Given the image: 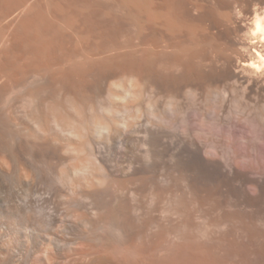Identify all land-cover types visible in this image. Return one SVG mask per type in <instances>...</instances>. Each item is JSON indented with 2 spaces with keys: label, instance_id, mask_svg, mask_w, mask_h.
Segmentation results:
<instances>
[{
  "label": "rangeland",
  "instance_id": "obj_1",
  "mask_svg": "<svg viewBox=\"0 0 264 264\" xmlns=\"http://www.w3.org/2000/svg\"><path fill=\"white\" fill-rule=\"evenodd\" d=\"M0 1H3V3L7 1V4L10 5L8 7V5H6L5 3L3 5V3L0 2L1 3L0 5V12H1L0 14L1 15L0 16V20H1L0 21V72H1L0 75L3 74L5 71V73L0 76V83L6 76L12 77L13 79L17 78L16 82L10 83V85L6 86L8 87L6 88L8 89L7 91L5 88L3 90V87H2V90L0 89V91H2L0 93L1 94L0 100L1 101L3 100L2 102L0 101L1 102L0 111L4 112L5 110L7 111L8 109V112H9V109L12 108L10 109V112L13 114L12 115L10 112L8 113L6 111L2 114L0 112V116H2L0 117V123L3 122L0 124V127H1L0 133L4 130L2 134L0 135L1 137L0 139L2 143H4V140L7 141L8 139H11L14 137L13 138L14 143L12 142V139L4 143V144L12 143V147L9 146L10 144L4 145L0 142V157H3L4 159V162H3L1 161L2 158H0L1 159L0 160V186H2L1 188L5 191V193L6 191H8V189L11 186H13V183H16V184L20 183V180L18 179L19 176L16 171L17 168L15 167L17 165L18 167L19 166L21 167L22 165L21 167L22 169L24 168V170L26 169V171L28 172H33L34 175L37 176V174L39 173H36V172L39 171V169L41 171L53 173L59 168L68 167L69 164L71 166L72 163L73 165L80 164L81 163L80 161H82V164L86 165V163L87 164L89 163V165L92 166V167L90 166V168H92V173L95 172L96 170V174H97V171H99L97 176L99 175V177L101 176L103 177V179H105L106 178L105 174H102L104 169L105 171L111 169L114 163L112 164V160H110L109 157L106 158V156L108 155H106L107 153L105 152V149H103L104 148L103 146L104 143H102L103 140L99 138V136L96 137V135L92 137L94 133L91 131L92 129L91 123L92 121L96 122L99 120L98 122L102 123L105 120L106 122L109 120L111 124L109 123V121L107 123L106 122L104 123L105 124L109 123L110 125H113V126H110L108 124L110 127H112L113 130L115 127L122 129L123 125L128 123L130 126L126 124V126H128V128L126 129L127 133L129 132V130L131 132H135L134 130L137 131V128H138V131L143 136L145 134L144 132L147 133L145 134V137L147 140H150L152 138H156L158 140V144L155 147L156 155L154 154L155 157L153 156L152 157L153 160H151V162L149 160L150 163L149 165H147V166H153L154 171H155V174L152 177L153 179L151 180L154 184H157V185L167 184L169 187L171 186L170 189L172 191L169 192L170 193L168 195L169 197L168 196L167 197L170 199V201L172 199V202H171L172 207L174 204H177V207L184 205L183 206L184 209L186 208L185 210L187 211H185V214L188 219L187 222H190V224L187 223V227H188L187 232L191 236L194 235L195 237H199L198 240L200 241V243L205 249L203 250V247H202V252L204 254V251H205V254H206V255L205 254L203 255V258L205 261L204 263L214 264V261L215 262L220 261L218 264H264V70L261 68V66H259L260 68L256 70L254 68L252 69L245 65V63L250 62L251 60L257 66L259 65V63H257L258 61L255 56L256 54H254V51L255 52L258 51L262 55H264V43L261 44V41H260L261 39L258 35L256 37L251 34L252 32L251 30H253V24H254L255 18L259 17L261 18V20L264 18V0H212V1L211 0H208V1L207 0H198V1H195V0H186V1L178 0L177 1L176 0L177 3H179L178 7L176 6L177 3L175 0H172V1L166 0L164 4L163 2L165 0H154L156 1L155 3L152 0H148V1L133 0L131 2H128L127 0H123V1L122 0H93L94 2L92 0H80V3H79V0H75V1L74 0H59L62 3L63 2L65 3V4L63 3V5L58 0L56 1L49 0L50 2L48 0H41V1L40 0L38 1L28 0L24 7L25 8L27 6L30 7L31 5L32 9L28 8L29 10H27L26 8L25 10H23L24 9L23 7V9H20V11L16 10L17 11L16 13L14 12V9L11 10L12 9L11 4H14V3L17 4V1L20 2L21 0L20 1L19 0H10V1L0 0ZM88 1L90 3L89 6L87 4ZM116 1L117 3H119L120 1L121 2L117 4ZM157 1H160V2H157ZM193 1L196 3H194ZM216 1L218 2V4L215 3ZM33 2H34V7H32ZM137 2H139V4ZM125 3H126V6H125ZM127 3L131 7L128 6ZM141 3L145 5L147 4V5L141 6ZM208 3L209 5L206 6ZM52 4L54 5V7L52 6ZM84 4L86 6H84ZM120 4L123 6H121ZM168 4L172 6L173 8L170 7ZM49 5H51V7H49ZM58 5H60V8L58 7ZM74 5L78 6V8L80 9H78ZM174 5L177 7V9H175ZM137 6L139 7V9ZM155 6L157 7V10ZM165 6L166 7L168 6V7L164 8ZM215 6H218V7H215ZM145 7L147 8L145 9ZM148 7L150 9H148ZM152 7L155 8V12ZM168 8H171V9H168ZM225 8H227V10H225ZM41 9L42 11H39ZM72 9L74 11L77 10V13L76 11L74 12ZM134 9H137V10H134ZM141 9L145 12V14ZM161 9H162V12L166 16L160 11ZM6 10L8 12L10 10L13 13L11 14V12H9L8 14ZM139 10L143 12L142 13L143 18ZM158 10L160 11V14H163L161 15L163 18L158 17L160 15L159 12H157ZM24 11L27 13H25ZM51 11L54 13V15ZM71 11L73 12L71 13ZM131 11L132 12L134 11L136 13L132 14ZM221 11L223 12L221 13ZM5 12L10 16H6ZM40 12H42V15L40 14ZM177 12L181 15L176 14ZM185 12L190 13L189 15H192V16L188 18L189 15L186 14ZM127 13H129L132 16H130ZM150 13L152 14V16L150 15ZM183 13H185L184 15L186 16H184ZM211 13L213 15H211ZM37 14L41 15L40 18H42L43 22L41 21V19L39 20L38 18L39 15ZM153 14H156L155 16L157 17H155ZM43 15L44 17H42ZM68 15H71L70 16L71 19L69 18ZM174 15H177V17ZM222 15L227 19H225ZM33 16L36 18L34 19ZM53 16L57 18L53 19L54 18ZM82 16L85 18L82 19L83 18ZM87 16L89 17V19H86L88 18ZM123 16L126 18V19L124 18V21L125 20L128 21L127 23L125 21V23L123 24L124 22ZM126 16L127 17L129 16V17L127 18ZM135 16L137 17L136 19L138 23L135 20ZM153 16L155 17L156 20H159V18L162 20H159L156 22ZM181 16L182 17L184 16V17L182 18ZM212 16H214L213 19H212ZM115 17H118L121 19L118 20ZM172 17H174V20H172L173 19ZM185 17L187 18V22L185 20ZM177 18H179V20ZM28 19H30V21ZM211 19L213 21H211ZM71 20L73 21L71 22ZM145 20H148V21L145 22ZM60 21L64 23V25ZM109 21L110 23H108ZM117 21L118 23L120 22V24H118ZM176 21L178 22L176 23ZM179 21L180 22L184 21V22L180 23ZM31 22L32 23L34 22L33 25ZM58 22L63 27L59 25ZM75 22H77V25ZM37 23L38 24L40 23L41 26H37L36 25ZM153 23L154 24L156 23L155 24L156 26ZM263 23H264V19H263ZM121 24L122 26L123 25L124 26L121 27ZM46 25H47V28H46ZM105 25L110 28L106 27ZM157 25H159L161 28L158 27ZM180 25L183 26L184 30L182 29V27L180 28ZM25 26L27 28L29 27L30 30L28 31V29H26ZM36 26L37 28H35ZM51 26L54 29H52ZM54 26L57 28H55ZM125 26L127 30L124 28ZM41 27L43 28L45 27L46 29L44 28L43 30V28ZM164 27H166V29L169 28L168 30H166L167 32L169 31L168 34L166 31H164L165 30ZM172 27H173V32H172ZM197 27L199 29L201 27L200 29L201 31ZM207 27L210 29H207ZM60 28H62V30H60ZM81 28L82 29L84 28L83 29L84 31ZM99 28L101 29L99 30ZM113 28H115L117 31L114 30ZM57 29L60 30V31L58 30L59 33L57 32ZM107 29H110L109 31H112V32H108ZM122 30L127 31V32L125 33ZM140 30L141 31L143 30V32H141ZM204 30L206 31L204 32ZM50 31L52 32V34L53 33L54 34L52 35ZM157 31L160 33V35ZM161 31H163L164 33L166 32V33L165 34L163 32L161 33ZM178 31H181V32H178ZM109 33H111L112 35H110ZM172 33L173 34L175 33V35H173ZM41 34L42 36H40ZM120 34L121 35L123 34L124 36L122 35V37H120L121 36ZM169 34H172V37ZM191 34L193 37L191 36ZM36 36H38L37 37L38 39L35 38ZM46 36L49 38H46ZM82 36L83 38H80ZM117 36L120 38H118ZM126 36H128L129 39H127ZM165 37L167 38L166 40L163 39ZM170 37L172 38V40ZM199 37H200V40H198ZM255 37L256 39H254ZM100 38H103V39H100ZM156 38H158V40ZM168 38L169 40H171V43L170 41H168ZM30 39H31V42H30ZM35 39L36 41H33ZM81 39H82V42H81ZM138 39L139 40L143 39V40L139 41ZM194 39L198 41H195ZM45 40L47 43H45ZM114 40L115 42L113 43ZM159 40H163V42ZM185 40L186 42H184ZM28 41L30 43H28ZM40 41H44L42 42L44 46L41 45L42 43ZM51 41H52V45H51ZM152 41L154 43H152ZM165 41L168 42L170 45L166 43ZM188 41L190 42L189 45H188ZM33 42L34 43L36 42V44H38L39 47H37V45H35ZM53 42L56 43V45ZM108 43H111V44H108ZM112 43L113 44L117 43L118 49H117L116 44L113 47ZM150 43H152V45ZM194 43H197V44H194ZM156 44H160V45L157 46ZM180 44L183 47H184L183 44H185V48L180 46ZM165 45L166 47L168 46L169 47L172 46V47L165 48L166 50L164 49L165 50L164 51L162 48L165 47ZM155 46L157 48H155ZM25 47H27L28 49ZM44 47H47V49H45ZM49 47L53 51L50 50ZM31 48H33V51H30L32 50ZM174 48H177V49L175 50ZM39 50H41V52ZM111 50H114V51H111ZM47 51L49 52V54ZM167 51L170 53H168ZM184 51H186L187 53L186 52L183 53ZM23 52H25L26 54H24ZM157 52H158V55H157ZM165 52L169 56L170 55L171 56L169 57ZM159 53L161 54V56H159L160 55ZM26 55L27 57L24 58V56ZM37 56H39V58ZM184 56L187 58H185ZM35 57H36V61H35ZM29 58L30 59L34 58L33 62L32 60L30 61ZM61 58L62 60H60ZM160 58L162 59V61ZM26 59L27 60L29 59V60L27 61ZM52 59H54L56 63L54 60L52 61ZM165 60H167V62H165ZM23 61L25 63H23ZM29 61L32 62V65L34 64V67L31 65ZM37 61H40V62H37ZM163 61L169 64L165 65ZM36 63L37 64L39 63V67L37 69H33V68H36V66H38ZM19 64H21V66H19ZM17 66L21 68L19 69ZM27 66L28 68L32 66L31 69H29L30 72L32 73L30 75H29V72H28L29 70ZM13 67H15L16 70ZM11 68H13V70ZM60 68H63V69L60 70ZM49 69L51 72L50 71L47 72ZM165 69L168 71H166ZM11 70H12V74H9L8 71H10L11 73ZM32 70L33 71L37 70L38 72L41 73V75L40 73L36 71L33 72ZM63 70L65 71V73ZM17 71L20 73H18ZM61 71L63 73H61ZM55 72H56V75H54V78H56L55 76H57V78H56V83L54 84V82H52V79H53L52 76L53 74H55ZM51 73H53L52 76L50 75ZM33 74L35 75V77ZM18 75H20L21 78L18 77ZM22 75L24 78L22 77ZM27 75L30 76V78L27 77ZM31 75H33V79ZM46 75H50L51 77L46 76ZM25 77H27L28 80ZM67 77H68L69 82L66 79ZM50 79H51L52 85L50 84ZM33 80L36 81L35 84L32 83L34 82ZM63 80L65 81V83ZM19 81L21 83L23 82L22 85L21 83H19ZM59 81H60V84L57 83ZM72 81L74 82V84ZM129 81L133 84L135 83L138 89L140 87V89L142 88V90L144 91L143 92L140 89L138 90L142 94V95H139L140 97L138 96L139 98L135 97V99H132L133 94L131 93L132 97H130L131 95L129 96V94L127 93V91L129 90V86L131 84V83L128 84ZM115 83L119 87L118 86L116 87ZM13 84L16 88L14 89V92H13L15 96L14 94L11 93L13 90L11 88H14ZM36 84L37 85L39 84V86H37ZM113 84L115 87L113 86ZM9 86L11 88H9ZM60 86L61 87L63 86V88H60ZM58 88H60L61 90ZM68 88H70V90ZM109 88L112 91H114V88H116V90L115 92L112 93V91L110 92ZM28 89L31 91H29ZM123 89L125 90V92ZM40 90L41 91L43 90L44 92L46 91L45 93L46 95L44 94L43 91L41 92ZM5 91L9 93H5ZM53 91L57 95L53 93ZM16 92L21 93V94L17 95ZM27 92H30V94L28 93L30 97L31 95L35 94L34 96H32L34 97V99L31 97L32 100H29L30 97L28 96ZM40 92L43 94L40 95ZM97 93H99L98 95H100L101 98L100 96H97ZM111 93L113 94V96L115 95V93L116 95L121 94L119 98L121 103H119L120 101L118 100V98H116L117 101L114 98L115 100L114 101L112 99L113 96ZM37 94L40 98H38ZM49 94L52 97L51 99H49L50 98L48 96ZM12 95H13V98H12ZM67 95H70V96L72 95V96L69 97ZM108 95H110L109 97H112V98H109ZM3 96L6 99H4ZM21 96L22 98L24 96L23 99L25 102L23 101ZM64 96L67 97L68 99L63 101V99H66L64 98ZM36 97L39 100L36 99ZM57 97L58 99H56ZM60 97H62L63 99L61 100ZM95 97H99L98 98L99 100ZM122 97H124L125 100L128 99V102L127 100L126 101L123 100ZM8 98L10 99L12 98L16 100V102L11 99L12 104L10 105L11 102ZM18 98H21L20 100L23 102V105L25 107L21 105L22 102ZM129 98L131 99L129 100ZM6 100L9 101L8 104H5L7 103ZM33 100H35L36 102ZM50 100L52 101V103L50 102ZM167 100L170 102L169 104ZM19 101L21 103L20 104L21 107H19V103H18ZM37 101H39L41 104L44 102L42 104L43 105L42 109L44 112L46 111V114H47L46 119L51 117L49 120H46L47 122L52 119V112H53L52 110L55 111V109L56 110L63 109L65 113L63 115L64 122L63 121L62 122L65 124L73 123V125L71 124V125L65 126L64 124L62 126L60 124L62 122H60L59 124L61 125V128L59 129L62 130V127L64 126H65L64 129L66 127H67L66 129H68V127L70 126L69 128L73 129L74 132L76 131L77 134H75L76 133L75 132L74 134L67 135V133L66 134L63 132L61 133V130H58L59 132L54 130L52 131V133L56 132L58 137L57 135L54 136L55 133L52 135L50 132V134L48 133L49 135H46L45 138L40 139L39 137L38 138L39 141L38 139L31 136V132L28 130L26 121H28L27 120L28 118L31 119L37 116L36 115L37 113H35L37 106L39 104V102L37 104ZM66 101H68V103ZM174 101H176V104ZM56 103H58L61 106V108ZM100 103L102 105H100ZM151 103H152V106H151ZM165 103L168 105V107L167 105H165ZM41 104L39 106H41ZM67 104H68V107H67ZM172 104H174L175 106ZM29 105H30V108H29ZM46 105L49 107L48 111L51 114L47 111L46 108H44V107H47ZM90 105H92V108ZM1 106L4 108L2 109ZM35 106L36 108H34ZM57 106L59 108H57ZM99 106H101L102 109H100ZM148 106L149 108L152 107V109L149 110ZM53 107L55 108L52 109ZM110 107L112 108V110H110L111 109ZM106 108L108 111L110 110V113L106 110ZM115 108H117L116 110H118V112L120 111L121 112L117 113L115 111ZM122 108L124 109L122 110ZM137 108L139 110H137ZM15 110H16V113H15ZM124 110L125 111L127 110V111L125 112ZM26 111H29V112H26ZM17 112L20 113V114L18 113L19 116H17ZM103 112L105 113L108 112V113L103 114ZM111 112H114V114ZM25 113H27L28 115ZM9 115L12 117L13 116L16 117L15 118L16 120H14L12 117H9ZM24 116L27 117V119ZM131 116H132V119H130ZM97 118L99 119L96 120ZM83 120H84V123H83ZM88 120H89V123H88ZM123 120H124V124H123ZM46 121L45 122L43 121V123L45 124ZM112 121L114 122L112 123ZM119 122L120 123L122 122L123 125H121ZM52 123L53 122L51 120V122H48L45 125L48 126V124L50 125ZM86 123L87 125H85ZM114 124H115V127H114ZM119 124L122 127H119ZM134 124L135 126L136 125L137 126L136 127L133 126ZM73 126L74 128H71ZM140 126L141 128L142 126L144 128L140 129ZM2 127L7 128L9 133L5 131L6 130L5 128L3 129ZM90 132L92 133V135ZM25 134H27V136L29 137H27ZM61 134H64V135L62 136ZM85 134H87L86 135L87 137L84 136ZM8 136L9 138H7ZM47 136L50 140L47 139ZM65 136L67 139L64 138ZM95 138L97 140L98 139L101 140V142L99 141L98 143V141H96ZM29 139L31 140L29 141ZM55 140L56 141L61 140V141L56 142ZM43 143L47 146L45 147ZM67 143H69L68 146L70 147L67 146ZM40 144L44 145V147L42 148L41 147L42 145ZM34 145H36L37 148L36 146L34 147ZM48 146L52 151H50ZM1 147L5 149V151ZM53 147L56 149H54ZM99 148L103 149L104 152H102L103 150H100ZM34 149L36 150V152ZM62 150L64 151L62 152ZM60 151L62 152L63 156L61 155L59 156V154H61ZM34 152L36 153V155H34L35 154ZM13 158L17 163L13 160ZM154 160H156L157 162L159 161L158 163L161 165V167ZM6 161H7V164H10V165L7 166ZM132 161H133L132 163H135L136 166L134 164H132L131 166L130 164L131 161H130L129 165L131 166V168L127 169L129 170L130 174L132 173L130 169L137 170V168H140V169L145 168L146 167L145 165L148 164V163L146 164L143 163L144 164L143 165L142 163H138L139 161L137 160L136 162H134L135 160H132ZM153 161L155 163H153ZM12 162L13 164H11ZM18 162L19 163L21 162V163L19 164ZM47 162L51 163L52 165L47 164ZM109 162L111 164H109ZM2 163H4L3 166H2ZM99 163L102 165L103 171L101 169V165H98ZM136 163H138L139 165ZM109 165H111V168ZM140 165H143V167ZM13 168L14 169L16 168V169L14 170ZM33 169L36 171H33ZM167 170H169V173ZM13 172L15 176L13 175ZM126 172L127 174H129L128 171ZM89 174L86 172L85 175H87V177L84 175H81L80 177L81 179L79 178L77 179L82 183H86V180H89L88 176L92 175V174L90 175ZM51 175H53V177L51 176L52 177L51 180L56 182L55 175L54 174H51ZM165 175L167 176L165 177ZM82 176L83 178L86 177L87 179L86 180L83 179ZM170 176L171 178H169ZM38 177L36 178L34 177L35 180ZM122 177L123 179L125 178L124 176ZM139 178L144 179L146 177L139 176ZM166 178L167 180H165ZM176 179L179 181L181 180L182 182H179ZM13 180L14 182H12ZM38 181H39V178L38 180H36V182ZM168 181H169V184H168ZM9 182L11 185L10 184L8 185ZM7 186L8 188L6 189L5 187ZM2 189L0 190V193H2L1 198L3 200L2 199L1 200L2 202L4 201L6 202L8 199L10 200L12 196L8 192L6 194L5 193L3 194ZM8 194L11 197H8L9 196ZM50 196L51 195H45L46 198H51ZM180 197L182 198L184 197V198L182 199ZM178 199L179 201L183 200L184 203L183 202L178 203L179 202ZM46 205L48 204H45L43 206L45 207ZM43 206H40V208ZM51 207L52 206H50V208ZM177 207L174 205V208L177 209ZM172 212H173V215L176 214L175 210H172ZM175 216H172L173 219ZM194 226L198 229V231L196 230ZM197 234L199 236H196ZM189 254L190 255L193 254V250L191 246L189 248ZM206 256H209L210 258L212 257L213 262L212 263L209 262L212 258L210 259V258H207Z\"/></svg>",
  "mask_w": 264,
  "mask_h": 264
},
{
  "label": "bare ground",
  "instance_id": "obj_2",
  "mask_svg": "<svg viewBox=\"0 0 264 264\" xmlns=\"http://www.w3.org/2000/svg\"><path fill=\"white\" fill-rule=\"evenodd\" d=\"M5 1V0H4ZM8 1H10V0H8ZM20 1V0H19ZM27 1L28 0H21L20 2H18L17 1V4H15L14 2V4H11L12 5V9L11 10H13L14 9V12L16 13L17 11L16 10H18V11H20V9H23V7L25 6V4L27 3ZM32 1H34V0H32ZM36 1V0H35ZM38 1V0H37ZM41 1V0H40ZM49 1V0H48ZM54 1V0H53ZM56 1V0H55ZM59 1V0H58ZM75 1V0H74ZM93 1V0H92ZM91 1V2H92ZM123 1V0H122ZM128 2H131V1H133V0H127ZM137 1V0H136ZM135 1V2H136ZM139 1V0H138ZM143 1V0H142ZM142 1H140V2H142ZM146 1H148V0H146ZM154 3L156 2V1H154V0H152ZM168 1V0H167ZM170 1H172V0H170ZM176 1V0H175ZM178 1V0H177ZM177 1H176V3H177ZM181 1V0H180ZM179 1V2H180ZM183 1V0H182ZM186 1V0H185ZM195 1H198V0H195ZM208 1V0H207ZM212 1V0H211ZM0 2H2L3 3V1H0ZM50 2V1H49ZM59 2H61V1H59ZM68 2V1H67ZM82 2H84V1H82ZM85 2H87V1H85ZM94 2V1H93ZM92 2V3H93ZM121 2V1H120ZM119 2V3H120ZM126 2V1H125ZM157 2H160V1H157ZM163 2V1H162ZM166 2V0L163 2V4ZM191 2V1H190ZM194 2V1H193ZM228 2V1H227ZM6 5H8L7 4V1L6 2H4ZM4 3H3V5H4ZM45 3V2H44ZM51 3H52V1H51ZM54 3V2H53ZM62 3V2H61ZM64 3V2H63ZM63 3H62V5H63ZM79 3H80V0H79ZM96 3V2H95ZM116 3H117V1H116ZM119 3H117V4H119ZM124 3V2H123ZM122 3V4H123ZM138 4H139V2H137ZM152 3V2H151ZM169 3V2H168ZM183 3V2H182ZM194 3H196V2H194ZM211 3V2H210ZM214 3V2H213ZM215 3H217L218 4V2L216 1ZM232 3H233V1H232ZM31 4V3H30ZM29 4V5H30ZM33 4V6L32 7H34V2L32 3ZM43 4V3H42ZM60 4V3H59ZM65 4V3H64ZM71 4V3H70ZM75 4V3H74ZM86 4V3H85ZM84 4V6H86ZM88 6H89V1H88ZM128 4V3H127ZM132 4V3H131ZM170 4V3H169ZM168 4V5H169ZM171 4H172V2H171ZM181 4V3H180ZM185 4V3H184ZM203 4V3H202ZM0 5H1V3H0ZM2 5V6H3ZM35 5H36V3H35ZM38 5H39V3H38ZM121 5V4H120ZM119 5V6H120ZM142 5H145V4H143V3H141V6ZM147 5V4H146ZM145 5V6H146ZM152 5V4H151ZM193 5V4H192ZM195 5V4H194ZM198 5V4H197ZM209 5V3L206 5V6H208ZM212 5V4H211ZM214 5V4H213ZM225 5V4H224ZM10 5H8V7H9ZM13 6H14V8H13ZM41 6V5H40ZM43 6H45V5H43ZM42 6V7H43ZM52 6L54 7V5L52 4ZM74 6H76V5H74ZM78 6H79V4H78ZM78 6H76L77 8H78ZM121 6H123V5H121ZM125 6H126V3H125ZM128 6H130L129 4H128ZM135 6V5H134ZM140 6V5H139ZM154 6V5H153ZM163 6V5H162ZM170 6V5H169ZM175 6V5H174ZM177 7L179 6V3H177V5H176ZM175 6V9H177V7ZM181 6V5H180ZM4 7V6H3ZM49 7H51V5H49ZM48 7V8H49ZM58 7L60 8V5H58ZM131 7V6H130ZM138 7V6H137ZM156 7V6H155ZM160 7V6H159ZM168 7V6H167ZM166 6L164 7V8H167ZM170 7H172V6H170ZM197 7V6H196ZM204 7V6H203ZM215 7H218V6H215ZM222 7H224V6H222ZM225 7H227V6H225ZM2 8V7H1ZM27 8V10H29L30 8H31V5H30V7H26ZM25 7H24V9L23 10H25L26 9ZM29 8V9H28ZM38 8V7H37ZM44 8V7H43ZM42 8V9H43ZM56 8H57V6H56ZM55 8V9H56ZM58 8V9H59ZM124 8V7H123ZM129 8V7H128ZM135 8V7H134ZM141 8V7H140ZM147 7H145V9H146ZM153 8V7H152ZM162 8V7H161ZM163 8V9H164ZM173 8V7H172ZM181 8V7H180ZM180 8H178V9H180ZM32 9V8H31ZM34 9V8H33ZM42 9L41 10H39V11H42ZM53 9V8H52ZM62 9H63V7H62ZM66 9V8H65ZM78 9H80V8H78ZM88 9V8H87ZM86 9V10H87ZM132 9H133V7H132ZM138 9H139V7H138ZM143 9V8H142ZM141 9V10H142ZM144 9V10H145ZM148 9H150L149 7H148ZM154 9V12H155V8H153ZM168 9H171V8H168ZM186 9V8H185ZM188 9V8H187ZM190 9V8H189ZM203 9V8H202ZM215 9V8H214ZM218 9V8H217ZM35 10V9H34ZM45 10V9H44ZM47 10V9H46ZM73 10V9H72ZM125 10H126V8H125ZM131 10V9H130ZM134 10H137V9H134ZM156 10H157V7H156ZM183 10V9H182ZM225 10H227V8H225ZM7 11V10H6ZM22 11V10H21ZM49 11V10H48ZM52 11H54V10H52ZM51 11V12H52ZM63 11V10H62ZM74 11V10H73ZM73 11H71V13L73 12ZM76 11V13H77V10H75ZM74 11V12H75ZM140 11V10H139ZM143 11V10H142ZM149 11V10H148ZM150 11H152V10H150ZM161 12H162V9L160 10ZM160 11L158 10L157 12H159V14H160ZM169 11V10H168ZM179 11V10H178ZM186 11V10H185ZM188 11V10H187ZM217 11V10H216ZM224 11V10H223ZM223 11H221V13L223 12ZM8 12V11H7ZM9 12H11L10 10H9ZM9 12H8V14H9ZM25 12V11H24ZM31 12H32V10H31ZM30 12V13H31ZM55 12H57V11H55ZM129 12V11H128ZM132 12V11H131ZM141 12V11H140ZM144 12V11H143ZM143 12H141V16H142V13ZM147 12V11H146ZM156 12V13H157ZM165 12V11H164ZM167 12V11H166ZM184 12V11H183ZM189 12V11H188ZM204 12V11H203ZM228 12V11H227ZM6 13V12H5ZM13 12H11V14H12ZM25 13H27V12H25ZM45 13V12H44ZM43 13V14H44ZM53 13V12H52ZM64 13V12H63ZM134 13H136V12H132V14H134ZM149 13V12H148ZM151 13H153V12H151ZM150 13V15L152 16V14ZM163 13V12H162ZM170 13V12H169ZM173 13V12H172ZM186 14H190V13H187V12H185ZM185 13H183V15L185 14ZM219 13H220V11H219ZM0 14H1V12H0ZM7 13H6V16H10V15H8ZM33 14V13H32ZM31 14V15H32ZM36 14V13H35ZM40 14L42 15V12H40ZM127 14H129V13H127ZM144 14H145V12H144ZM164 14V13H163ZM163 14H160L158 17H162L161 15H163ZM176 14H179L178 12L176 13ZM224 14V13H223ZM4 15V14H3ZM34 15V14H33ZM37 15H39V14H37ZM41 15H39L38 16V18H39V20L41 19V21H42V18H40L41 17ZM52 15V14H51ZM53 15H54V13H53ZM58 15V14H57ZM67 15V14H66ZM75 15V14H74ZM73 15V16H74ZM77 15V14H76ZM79 15V14H78ZM81 15V14H80ZM86 15V14H85ZM130 15V14H129ZM149 15V16H150ZM154 16L156 15V14H153ZM165 15V14H164ZM170 15H172V14H170ZM179 15H181V14H179ZM211 15H213L212 13H211ZM216 15H217V13H216ZM228 15V14H227ZM227 15H225V16H227ZM1 16V15H0ZM69 16V18H70V16L71 15H68ZM130 16H132V15H130ZM153 16V17H154ZM166 16V15H165ZM174 16H176L177 17V15H174ZM184 16H186V15H184ZM183 16V17H184ZM190 16H192V15H189L188 16V18L190 17ZM223 16V15H222ZM229 16V15H228ZM42 17H44V15L42 16ZM46 17V16H45ZM50 17H52V16H50ZM54 17V16H53ZM75 17V16H74ZM78 17V16H77ZM80 17V16H79ZM83 17V16H82ZM88 17V16H87ZM127 17V16H126ZM129 17V16H128ZM127 17V18H128ZM134 17V16H133ZM146 17V16H145ZM144 17V18H145ZM155 17H157V16H155ZM155 17H154V20H156L155 19ZM179 17V16H178ZM182 17V16H181ZM182 17V18H183ZM213 17L214 16H212V19H213ZM219 17H220V15H219ZM224 17V16H223ZM222 17V18H223ZM33 18L35 19L36 17H34L33 16ZM48 18V17H47ZM57 18V17H56ZM55 17L53 18V19H56ZM61 18V17H60ZM64 18V17H63ZM66 18V17H65ZM68 18V17H67ZM85 17H83L82 19H84ZM111 18V17H110ZM109 18V19H110ZM115 18H117L118 20L119 19H121V18H118V17H115ZM124 16H123V21H124ZM137 17L135 16V20H136V22H137V19H136ZM142 18H143V16H142ZM141 18V19H142ZM163 18V17H162ZM166 18H168V17H166ZM173 18V19H172ZM171 19L172 20H174V17H172ZM180 18V17H179ZM179 18H177L178 20H179ZM191 18H193V17H191ZM203 18V17H202ZM206 18V17H205ZM225 18V17H224ZM8 19V18H7ZM31 19V18H30ZM30 19H28L29 21H30ZM62 19V18H61ZM71 19V18H70ZM70 19H69V21H70ZM73 19V18H72ZM86 19H89V17L88 18H86ZM126 19V18H125ZM151 19V18H150ZM176 19V18H175ZM181 19V18H180ZM199 19V18H198ZM211 19V21H213ZM225 19H227V18H225ZM264 19V18H263ZM263 19L261 20V18H259V17H256L255 18V21H254V24H253V30H251L252 32H251V34L253 35V36H256L257 37V35L260 37V41H261V44L262 43H264V23H263ZM4 20V19H3ZM2 20V21H3ZM32 20V19H31ZM59 20V19H58ZM74 20V19H73ZM73 20H71V22L73 21ZM139 20V19H138ZM159 20H162V19H160L159 18ZM159 20H156V22L157 21H159ZM164 20V19H163ZM169 20V19H168ZM183 20V19H182ZM185 20H186V22H187V18L185 17ZM1 21V20H0ZM46 21V20H45ZM49 21H50V19H49ZM75 21H77V20H75ZM115 21V20H114ZM126 21V20H125ZM125 21L123 22V24L125 23ZM148 20H145V22H147ZM167 21V20H166ZM210 21V22H211ZM221 21H222V19H221ZM228 21V20H227ZM40 22V21H39ZM43 22V21H42ZM47 22V21H46ZM53 22V21H52ZM54 22H56V21H54ZM61 22V21H60ZM80 22H81V20H80ZM107 22V21H106ZM105 22V23H106ZM128 21H126V23H127ZM145 22H143V23H145ZM152 22H154V21H152ZM165 22V21H164ZM172 22V21H171ZM170 22V23H171ZM178 21H176V23H177ZM180 22V21H179ZM182 22H184V21H182ZM182 22H180V23H182ZM32 23V22H31ZM30 23V24H31ZM34 23V22H33ZM33 23H32V25H33ZM51 23V22H50ZM62 23V22H61ZM76 23V25H77V22H75ZM79 23V22H78ZM83 23V22H82ZM108 23H110V21L108 22ZM107 23V24H108ZM113 23H115V22H113ZM117 23H118V21H117ZM138 23V22H137ZM139 23H140V21H139ZM151 23V22H150ZM163 23V22H162ZM166 23V22H165ZM192 23V22H191ZM190 23V24H191ZM214 23V22H213ZM27 24H29V23H27ZM42 24V23H41ZM45 24H47V23H45ZM44 24V25H45ZM58 24L59 25H61L59 22H58ZM63 25H64V23H62ZM65 24H67V23H65ZM86 24H87V22H86ZM88 24H89V22H88ZM118 24H120V22L118 23ZM154 24V23H153ZM156 24V23H155ZM154 24V25H155ZM158 24V23H157ZM168 24V23H167ZM189 24V25H190ZM194 24V23H193ZM192 24V25H193ZM37 26H41L40 25V23L38 24H36ZM54 25V24H53ZM55 25H56V23H55ZM72 25V24H71ZM70 25V26H71ZM101 25V24H100ZM140 25V24H139ZM138 25V26H139ZM147 25V24H146ZM160 25V24H159ZM159 25H157L158 27H160ZM187 25V24H186ZM213 25V24H212ZM27 26V25H26ZM25 26V27H26ZM31 26V25H30ZM37 26L35 27V28H37ZM49 26V25H48ZM62 26V25H61ZM68 26V25H67ZM69 26V27H70ZM106 26V25H105ZM110 26H112V25H110ZM114 26H116V25H114ZM113 26V27H114ZM124 26V25H123ZM122 26V24H121V27H123ZM137 26V27H138ZM141 26V25H140ZM144 26V25H143ZM156 26V25H155ZM163 26H164V24H163ZM167 26V25H166ZM199 26V25H198ZM208 26V25H207ZM215 26V25H214ZM213 26V27H214ZM52 27V26H51ZM55 27V26H54ZM60 27V26H59ZM63 27V26H62ZM65 27H66V25H65ZM75 27V26H74ZM73 27V28H74ZM77 27V26H76ZM106 27H108V26H106ZM105 27V28H106ZM146 27V26H145ZM145 27H143V28H145ZM176 27V26H175ZM177 27H179V26H177ZM182 27V29H183V26H181L180 25V28ZM202 27V26H201ZM201 27H200V29H201ZM206 27V26H205ZM204 27V28H205ZM209 27H210V25H209ZM41 28H43V27H41ZM45 28V27H44ZM44 28H43V30H44ZM46 28H47V25H46ZM45 28V29H46ZM55 28H57V27H55ZM68 28V27H67ZM78 28V27H77ZM80 28V27H79ZM108 28H110V27H108ZM119 28V27H118ZM125 29H126V26L124 27ZM141 28V27H140ZM149 28H151V27H149ZM161 28V27H160ZM165 28V30L164 31H166V30H168V29H166V27H164ZM187 28V27H186ZM185 28V29H186ZM189 28V27H188ZM192 28H193V26H192ZM198 28V27H197ZM26 29H28V31L30 30L29 29V27L27 28L26 27ZM34 29V28H33ZM49 29V28H48ZM52 29H54L53 27H52ZM66 29V28H65ZM76 29V28H75ZM82 29V28H81ZM84 29V28H83ZM82 29V30H83ZM101 28H99V30H100ZM114 30H116L115 28H113ZM138 29V28H137ZM163 29V28H162ZM175 29V28H174ZM182 29H180V30H182ZM199 29V28H198ZM199 29V30H200ZM207 29H210V28H208L207 27ZM206 29V30H207ZM35 30H37V29H35ZM39 30V29H38ZM58 30L59 29H57V32H58ZM60 30H62V28H60ZM59 30V31H60ZM108 30V32H112V31H109L110 29H107ZM112 30V29H111ZM113 30V31H114ZM127 30V29H126ZM139 30V29H138ZM144 30V29H143ZM143 30L141 31V32H143ZM159 30V29H158ZM161 30V29H160ZM171 30V29H170ZM184 30V29H183ZM193 30H195V29H193ZM197 30V29H196ZM198 30V31H199ZM206 30H204V32L206 31ZM46 31V30H45ZM44 31V32H45ZM49 31V30H48ZM71 31H72V29H71ZM77 31H78V29H77ZM84 31V30H83ZM102 31V30H101ZM100 31V32H101ZM106 31V30H105ZM117 31V30H116ZM115 31V32H116ZM120 31V30H119ZM123 32H127V31H124V30H122ZM156 31V30H155ZM187 31V30H186ZM201 31V30H200ZM202 31H203V29H202ZM27 32V31H26ZM25 32V33H26ZM42 32V31H41ZM51 32V31H50ZM103 32V31H102ZM158 32V31H157ZM163 31H161V33H162ZM167 32V31H166ZM165 32V33H166ZM169 32V31H168ZM168 32H167V34H168ZM172 32H173V27H172ZM178 32H181V31H178ZM191 32H193V31H191ZM190 32V33H191ZM203 32V33H204ZM38 33V32H37ZM36 33V34H37ZM40 33V32H39ZM59 33V32H58ZM75 33V32H74ZM73 33V34H74ZM79 33H81V32H79ZM140 33V32H139ZM156 33V32H155ZM159 33V32H158ZM164 33V32H163ZM164 33V34H165ZM176 33V32H175ZM175 33L173 34V35H175ZM197 33V32H196ZM195 33V34H196ZM35 34V35H36ZM44 34V33H43ZM51 34H52V32H51ZM54 34V33H53ZM52 34V35H53ZM82 34H83V32H82ZM101 34V33H100ZM106 34V33H105ZM110 35H112L111 33H109ZM114 34V33H113ZM116 34V33H115ZM154 34V33H153ZM172 34H169V35H171V37H172ZM194 34V33H193ZM198 34H199V32H198ZM39 35V34H38ZM58 35V34H57ZM62 35V34H61ZM80 35V34H79ZM103 35V34H102ZM121 35V34H120ZM120 35H118V36H120ZM123 35V34H122ZM122 35L120 36V37H122ZM159 35H160V33H159ZM158 35V36H159ZM163 35V34H162ZM177 35V34H176ZM179 35V34H178ZM189 35V34H188ZM27 36V35H26ZM40 36H42V34L40 35ZM39 36V37H40ZM48 36V35H47ZM46 36V38H49V37H47ZM56 36V35H55ZM54 36V37H55ZM117 36V37H118ZM124 36V35H123ZM129 36V35H128ZM128 36H126V38L127 39H129V37ZM157 36V35H156ZM165 36V35H164ZM163 36V37H164ZM167 36V35H166ZM182 36H184V35H182ZM191 36H192V34H191ZM196 36V35H195ZM201 36H202V34H201ZM38 36H36L35 38L36 39H38L37 38ZM44 37V36H43ZM42 37V38H43ZM58 37H60V36H58ZM58 37H56V38H58ZM97 37H99V36H97ZM120 37H118V38H120ZM155 37V36H154ZM170 37V38H171ZM176 37V36H175ZM180 37V36H179ZM193 37V36H192ZM198 37V36H197ZM256 37L254 38V39H256ZM262 37V38H261ZM53 38V37H52ZM80 38H83V36L82 37H80ZM116 38V37H115ZM124 38V37H123ZM138 38H139V36H138ZM153 38V37H152ZM159 38V37H158ZM158 38H156L157 40H158ZM161 38H162V36H161ZM185 38V37H184ZM28 39V38H27ZM36 39L35 40H33V41H36ZM40 39V38H39ZM55 39V38H54ZM100 39H103V38H100ZM99 39V40H100ZM107 39V38H106ZM106 39H105V41H106ZM110 39H112V38H110ZM109 39V40H110ZM125 39V38H124ZM164 40H166L167 38L165 37V38H163ZM179 39V38H178ZM177 39V40H178ZM188 39V38H187ZM197 39V38H196ZM139 40V39H138ZM143 40V39H142ZM142 40H139V41H142ZM171 40H172V38H171ZM171 40H169V38H168V41H170V43H171ZM173 40H174V38H173ZM190 40V39H189ZM195 40V39H194ZM198 40H200V37L198 38ZM198 40H195V41H198ZM27 41V40H26ZM25 41V42H26ZM39 41V40H38ZM55 41V40H54ZM56 41H57V39H56ZM55 41V42H56ZM59 41V40H58ZM62 41V40H61ZM104 41V42H105ZM112 41V40H111ZM126 41V40H125ZM129 41V40H128ZM159 41H162L163 42V40H159ZM192 41V40H191ZM30 42H31V39H30ZM29 41H28V43H30ZM41 43L42 42H44V41H40ZM81 42H82V39H81ZM102 42V41H101ZM108 42V41H107ZM106 42V43H107ZM115 42V40L113 41V43ZM157 42V41H156ZM166 42V41H165ZM179 42V41H178ZM181 42V41H180ZM184 42H186V40L184 41ZM34 43V42H33ZM39 43V42H38ZM45 43H47L46 42V40H45ZM44 43V44H45ZM54 43V42H53ZM58 43V42H57ZM79 43H80V41H79ZM112 43V44H113ZM120 43V42H119ZM141 43V42H140ZM152 43H154L153 41H152ZM152 43H150L151 45H152ZM160 43V42H159ZM166 43H168V42H166ZM189 41H188V45H189ZM191 43H193V42H191ZM198 43V42H197ZM197 43H194V44H197ZM35 45H37V47H39L38 46V44H36V42L34 43ZM49 44V43H48ZM55 45H56V43H54ZM108 44H111V43H108ZM116 44V46H117V43H115ZM115 44H113V47H114V45ZM142 44H143V42H142ZM165 44V43H164ZM169 44V43H168ZM29 45V44H28ZM32 45V44H31ZM41 45H43V43L41 44ZM51 45H52V41H51ZM106 45V44H105ZM123 45H125V44H123ZM126 45H127V43H126ZM157 46L158 45H160V44H156ZM163 45V44H162ZM170 45V44H169ZM175 45V44H174ZM173 45V46H174ZM184 45V47L180 44V46H182L183 48H185V44H183ZM187 45V44H186ZM25 46H26V44H25ZM44 46V45H43ZM195 46V45H194ZM33 47V46H32ZM41 47V46H40ZM75 47V46H74ZM109 47V46H108ZM127 47V46H126ZM129 47H131V46H129ZM169 47V46H168ZM168 47H166V45H165V47H161L163 50L165 49V48H168ZM170 47H172V46H170ZM169 47V48H170ZM25 48H27V47H25ZM45 49H47V47H44ZM50 48V47H49ZM53 48V47H52ZM123 48V47H122ZM155 48H157L156 46H155ZM180 48V47H179ZM178 48V49H179ZM188 48V47H187ZM28 49V48H27ZM26 49V50H27ZM32 50H30V51H33V48H31ZM40 49V48H39ZM42 49V48H41ZM58 49V48H57ZM60 49V48H59ZM75 49V48H74ZM108 49V48H107ZM117 49H118V46H117ZM161 49V50H162ZM173 49V48H172ZM175 50L177 49V48H174ZM37 50H38V48H37ZM37 50H36V52H37ZM43 50V49H42ZM50 50H52L51 48H50ZM49 50V51H50ZM56 50V49H55ZM62 50V49H61ZM155 50V49H154ZM158 50H159V48H158ZM166 50V49H165ZM164 50V51H165ZM182 50V49H181ZM24 51V50H23ZM28 51V50H27ZM35 51V50H34ZM40 52H41V50H39ZM38 51V52H39ZM53 51V50H52ZM58 51H60V50H58ZM107 51H109V50H107ZM111 51H114V50H111ZM118 51V50H117ZM156 51V50H155ZM169 51H171V50H169ZM173 51V50H172ZM187 51V50H186ZM186 51H184L183 53H185ZM188 51H189V49H188ZM26 52V51H25ZM25 52H23L24 54H26ZM29 52V51H28ZM48 52V51H47ZM159 52V51H158ZM158 52H157V55H158ZM163 52V51H162ZM161 52V53H162ZM168 52V51H167ZM181 52V51H180ZM31 53V52H30ZM33 53V52H32ZM51 53V52H50ZM84 53V52H83ZM166 53V52H165ZM168 53H170V52H168ZM173 53V52H172ZM187 53V52H186ZM36 54H38V53H36ZM36 54H35V56H36ZM43 54V53H42ZM48 54H49V52H48ZM56 54H57V52H56ZM156 54V53H155ZM160 54V53H159ZM167 54V53H166ZM254 54H256L255 56H256V58H257V63H259V65L257 66L252 60L250 61V62H247V63H245V65L246 66H248V67H250V68H254V69H256V70H258L260 67L259 66H261V68L264 70V55H262L260 52H255L254 51ZM23 55V54H22ZM50 55H52V54H50ZM49 55V56H50ZM168 55V54H167ZM166 55V56H167ZM185 55V54H184ZM55 56V55H54ZM58 56V55H57ZM61 56V55H60ZM159 56H161V54L159 55ZM165 56V55H164ZM163 56V57H164ZM169 56V55H168ZM171 56V55H170ZM169 56V57H170ZM25 57H27V55L26 56H24V58ZM29 57V56H28ZM38 58H39V56H37ZM42 57V56H41ZM53 57V56H52ZM62 57V56H61ZM185 57V56H184ZM51 58V57H50ZM54 58V57H53ZM179 58V57H178ZM185 58H187V57H185ZM30 59V58H29ZM28 59V60H29ZM33 59L34 58H31L30 59V61L32 60V62H33ZM44 59V58H43ZM47 59H49V58H47ZM67 59V58H66ZM161 59V58H160ZM169 59V58H168ZM167 59V60H168ZM27 60V59H26ZM27 60V61H28ZM38 60H40V59H38ZM46 60V59H45ZM51 60V59H50ZM54 59H52V61H53ZM60 60H62V58L60 59ZM65 60V59H64ZM167 60H165V62H167ZM29 61V62H30ZM35 61H36V57H35ZM34 61V62H35ZM40 61H42V60H40ZM40 61H37V62H40ZM55 61V60H54ZM161 61H162V59H161ZM186 61V60H185ZM22 62V61H21ZM32 62H30L31 63V65H32ZM63 62V61H62ZM69 62V61H68ZM164 61H163V63H165ZM23 63H25L24 61H23ZM27 63V62H26ZM30 63H28V64H30ZM46 63H48V62H46ZM53 63V62H52ZM55 63H56V61H55ZM37 64V63H36ZM59 64H61V63H59ZM64 64H66V63H64ZM162 64V63H161ZM166 64H169V63H165V65ZM27 65V64H26ZM38 66H36V68H33V69H37L38 67H39V63L37 64ZM41 65V64H40ZM48 65V64H47ZM55 65V64H54ZM159 65H160V63H159ZM163 65V64H162ZM19 66H21V64H19ZM19 66H17L18 68H19ZM33 67H34V64L32 65ZM31 66V67H32ZM169 66V65H168ZM23 67V66H22ZM31 67H29L28 68V66H27V68H28V70L29 69H31ZM47 67V66H46ZM45 67V68H46ZM163 67V66H162ZM13 68H15V67H13ZM13 68H11L12 70H13ZM21 68V67H20ZM19 68V69H20ZM51 68V67H50ZM52 68H54V67H52ZM59 68V67H58ZM57 68V69H58ZM169 68V67H168ZM44 69V68H43ZM61 69H63V68H60V70ZM167 69V68H166ZM165 69V70H166ZM170 69V68H169ZM12 70H11V73H10V71H8L9 72V74H12ZM15 70H16V68H15ZM18 70V69H17ZM27 70V69H26ZM39 70H41V69H39ZM163 70H164V68H163ZM262 70V71H263ZM21 71H23V70H21ZM24 71H25V69H24ZM33 71V70H32ZM34 71H36V72H38L37 70H34ZM33 71V72H34ZM50 71V69L47 71V72H49ZM54 71V70H53ZM57 71H59V70H57ZM64 71V70H63ZM166 71H168V70H166ZM260 71V70H259ZM18 72V71H17ZM29 72V75L30 74H32L31 72H30V70L28 71ZM35 72V73H36ZM45 72V71H44ZM51 72V71H50ZM1 73V72H0ZM4 73H5V71H4ZM3 73V74H4ZM14 73V72H13ZM18 73H20V72H18ZM34 73V74H35ZM38 73H40V72H38ZM57 73H59V72H57ZM61 73H63L62 71H61ZM64 73H65V71H64ZM3 74H1V75H3ZM7 74V73H6ZM23 74V73H22ZM33 74V75H34ZM37 74V73H36ZM35 74V75H36ZM45 74H47V73H45ZM52 74L53 73H51L50 75L52 76ZM69 74V73H68ZM0 75V76H1ZM8 75V74H7ZM15 75V74H14ZM33 75H31L32 76V79H33ZM35 75H34V77H35ZM39 75V74H38ZM40 75H41V73H40ZM50 75H46V76H50ZM54 75H56V72H55V74H53V76H52V82H54V84L56 83V78H57V76H55L56 78H54ZM59 75V74H58ZM13 76V75H12ZM26 76V75H25ZM50 76V77H51ZM63 76V75H62ZM62 76H60V77H62ZM7 77V76H6ZM4 78L2 81H1V83H0V89L2 90V87H3V90H4V88L6 89V88H8V87H6V86H8V85H10V83H14V82H16V79H13L12 77H7V78ZM18 77H20V75H18ZM22 77H23V75H22ZM27 77H29L30 78V76H28L27 75ZM27 77H25L27 80H28V78ZM38 77V76H37ZM45 77V76H44ZM59 77V76H58ZM73 77V76H72ZM74 77H76V76H74ZM78 77V76H77ZM21 78V77H20ZM24 78V77H23ZM64 78H65V76H64ZM1 79H2V77H1ZM35 79V78H34ZM37 79V78H36ZM40 79V78H39ZM61 79V78H60ZM67 79V81H68V77L66 78ZM66 79H64V80H66ZM74 79V78H73ZM19 80V79H18ZM47 80V79H46ZM57 80H59V79H57ZM63 80V81H64ZM132 80V79H131ZM135 80V79H134ZM133 80V81H134ZM138 80V79H137ZM22 81V80H21ZM24 81H26V80H24ZM32 81V80H31ZM34 82H32V83H34L35 84V80H33ZM43 81V80H42ZM48 81V80H47ZM71 81V80H70ZM136 81V80H135ZM46 82V81H45ZM69 82V81H68ZM73 82V81H72ZM19 83H21L20 81H19ZM23 83V82H22ZM22 83H21V85H22ZM25 83V82H24ZM31 83V82H30ZM29 83V84H30ZM49 83V82H48ZM48 83H46V84H48ZM57 83H59L60 84V81L59 82H57ZM64 83H65V81H64ZM131 82L129 81L128 82V84H130ZM139 83V82H138ZM18 84V83H17ZM16 84V85H17ZM27 84V83H26ZM25 84V85H26ZM40 84V83H39ZM39 84L37 85V86H39ZM43 84V83H42ZM50 84L52 85V83H51V79H50ZM63 84V83H62ZM73 84H74V82H73ZM72 84V85H73ZM58 85V84H57ZM71 85V86H72ZM112 85V84H111ZM115 85H116V83H115ZM141 85V84H140ZM11 86H12V84H11ZM13 86H14V84H13ZM19 86V85H18ZM23 86H24V84H23ZM36 86V87H37ZM43 86V85H42ZM45 86V85H44ZM54 86V85H53ZM70 86V85H69ZM69 86H67V87H69ZM113 86H114V84H113ZM118 85H116V87H117ZM121 86V85H120ZM26 87H28V86H26ZM33 87V86H32ZM31 87V88H32ZM50 87V86H49ZM66 87V86H65ZM73 87V86H72ZM75 87V86H74ZM111 87V86H110ZM115 87V86H114ZM119 87V86H118ZM142 87V86H141ZM9 88H11L10 86H9ZM30 88V87H29ZM48 88V87H47ZM53 88V87H52ZM60 88H63V86L61 87L60 86ZM60 88H58V89H60ZM112 88V87H111ZM11 89H13L12 90V94H14L13 92H14V89H16L15 88V86H14V88H11ZM55 89V88H54ZM69 90H70V88H68ZM110 89V88H109ZM113 89V88H112ZM128 89V88H127ZM139 89H140V87H139ZM138 88H137V85L134 83H131L130 84V86H129V90L127 91V93L129 94V96L131 95V93L133 94V97H132V95L130 96V97H132V99H135V97H137V98H139L140 96L139 95H142L141 94V92L140 91H138L139 90ZM8 89H6V91H7ZM29 90V89H28ZM28 90H26V91H28ZM33 90V89H32ZM36 90H38V89H36ZM35 90V91H36ZM57 90V89H56ZM61 90V89H60ZM115 90H116V88H114V91H112L111 89H110V92L112 91V93L113 92H115ZM124 90V89H123ZM140 90H142V88L140 89ZM5 91V93H9V92H6ZM29 91H31V90H29ZM41 91V90H40ZM43 91V90H42ZM41 91V92H42ZM67 91V90H66ZM143 91V90H142ZM2 91H0V93H1ZM40 92V95L41 94H43V93H41ZM44 92V91H43ZM48 92V91H47ZM56 92H58V91H56ZM73 92V91H72ZM109 92V93H110ZM124 92H125V90H124ZM140 92V93H139ZM144 92V91H143ZM4 93V92H3ZM17 93V92H16ZM30 94V92H27V94ZM33 93V92H32ZM38 93V92H37ZM46 93V91L44 92V94ZM53 93H55L54 91H53ZM52 93V94H53ZM62 93H64V92H62ZM66 93V92H65ZM111 93V94H112ZM123 93V92H122ZM18 94H21V93H17V95ZM27 94H26V96H27ZM29 94H28V96H29ZM56 94V93H55ZM61 94V93H60ZM99 93H97V96H100V95H98ZM125 94V93H124ZM1 95V94H0ZM3 95V94H2ZM24 95V94H23ZM35 95V94H34ZM34 95H31V97L32 96H34ZM46 95V94H45ZM44 95V96H45ZM54 95V94H53ZM57 95V94H56ZM120 95L121 94H117L116 95V93H115V95L113 96V94H112V96H113V98L112 97H109L110 95H108V97L109 98H112L113 100H114V98H115V100H116V98H118V100H119V98H120ZM4 96H5V94H4ZM3 96V97H4ZM6 96H7V94H6ZM9 96H10V94H9ZM14 96H15V94H14ZM37 96H38V94H37ZM50 98L49 99H51L52 97L50 96V94L48 95ZM67 96H69V97H71L70 95H67ZM85 96V95H84ZM87 96V95H86ZM116 96V97H115ZM126 96V95H125ZM128 96V97H129ZM139 96V97H138ZM2 97V96H1ZM19 97V96H18ZM30 97V96H29ZM30 97V99L29 100H32V98L34 99V97H32L31 98ZM42 97V96H41ZM56 97V96H55ZM12 98H13V95H12ZM11 98V99H12ZM16 98V97H15ZM21 98H22V96H21ZM21 98H18L19 100L21 99ZM23 98H24V96H23ZM22 98V99H23ZM38 98H40L39 96H38ZM37 97H36V99H38ZM43 98V97H42ZM46 98V97H45ZM53 98H54V96H53ZM61 98V100L63 99L62 97H60ZM64 98H66V99H63V101L64 100H67L68 98L67 97H65L64 96ZM95 98H99V97H95ZM100 98H101V96H100ZM123 98V100H125L124 99V97H122ZM126 98V97H125ZM171 98V97H170ZM169 98V99H170ZM4 99H6L5 97H4ZM9 100H10V102L12 101V100H14V99H10V98H8ZM47 99H48V97H47ZM56 99H58V97L56 98ZM111 99V100H112ZM131 98H129V100H130ZM168 99V98H167ZM172 99V98H171ZM170 99V100H171ZM25 100H26V98H25ZM39 100V99H38ZM43 100H45V99H43ZM99 100V99H98ZM114 100V101H115ZM127 100V102H128V99H126ZM125 100V101H126ZM138 100V99H137ZM173 100V99H172ZM176 100V99H175ZM1 101V100H0ZM3 101V100H2ZM1 101V102H2ZM7 101V103H5V104H8V100H6ZM15 102H16V100H14ZM21 101V100H20ZM20 101L18 102L19 103V107H21L20 106ZM23 101H24V99H23ZM33 101H35V100H33ZM47 101V100H46ZM97 101V100H96ZM117 101V100H116ZM120 101V100H119ZM168 101V100H167ZM0 102V103H1ZM4 102H5V100H4ZM22 102V101H21ZM25 102V101H24ZM29 102H31V101H29ZM36 102V101H35ZM38 102L39 101H37V104H38ZM41 102H43V101H41ZM50 102L52 103V101L50 100ZM57 102V101H56ZM59 102V101H58ZM67 103H68V101H66ZM84 102V101H83ZM110 102V101H109ZM137 102V101H136ZM173 102V101H172ZM175 102V104H176V101H174ZM44 103V102H43ZM42 103V104H43ZM46 103V102H45ZM51 103H50V105H51ZM55 103V102H54ZM99 103V102H98ZM111 103V102H110ZM119 103H121V101L119 102ZM170 102L168 101V104H169ZM12 104V102L10 103V105ZM25 104V103H24ZM29 104V103H28ZM32 104H34V103H32ZM37 104H36V106H37ZM41 103L39 102V104H38V106H37V109H36V112L35 113H37L36 115L37 116H35L34 118H31V119H27V117H25L28 121H26V123H27V127H28V130L31 132V136H33L34 138H36V139H38L39 137H40V139H42V138H45L46 137V135H49L50 134V132H51V134L53 135L54 133V136L55 135H57V133L56 132H53L52 133V131H57V132H59L58 130H61V129H59V128H61V125L63 126L65 123H63L64 121V119H63V115H64V111H63V109H55V111L54 110H52L53 112H52V124H48V126L47 125H45L46 123H48V122H51V120L50 121H46V120H49L50 118H48V119H46V117H47V114H46V111L44 112L43 111V105L41 104V106H39ZM58 106H60L58 103H56ZM56 104H54V105H56ZM64 104V103H63ZM104 104V103H103ZM114 104V103H113ZM118 104V103H117ZM124 104V103H123ZM127 104V103H126ZM4 105V104H3ZM21 105H23V102H22V104ZM61 105H62V103H61ZM80 105V104H79ZM99 105V104H98ZM97 105V106H98ZM100 105H102L101 103H100ZM111 105V104H110ZM165 105H167L166 103H165ZM172 105H174V104H172ZM5 106V105H4ZM13 106V105H12ZM15 106V105H14ZM28 106V105H27ZM34 106V105H33ZM36 106L34 107V108H36ZM47 106V105H46ZM57 106V108H59ZM91 106V108H92V105H90ZM108 106V105H107ZM122 106V105H121ZM151 106H152V103H151ZM175 106V105H174ZM2 107V106H1ZM6 107V106H5ZM18 107V106H17ZM23 107H25L24 105H23ZM48 107V106H47ZM47 107H44V108H46L47 109V111H48V109H49V107L47 108ZM67 107H68V104H67ZM100 107V109H102L101 108V106H99ZM112 107V106H111ZM110 107V108H111ZM127 107V106H126ZM129 107V106H128ZM167 107H168V105H167ZM4 107H2V109H3ZM7 108V107H6ZM9 108V107H8ZM29 108H30V105H29ZM33 108V107H32ZM55 107H53L52 109H54ZM60 108H61V106H60ZM65 108H66V106H65ZM89 108V107H88ZM104 108V107H103ZM108 108V107H107ZM107 108H106V110H107ZM113 108V107H112ZM112 108L110 109V110H112ZM118 108V107H117ZM117 108H115V111L117 112V113H120V112H118V110H116ZM148 108H149V106H148ZM172 108V107H171ZM1 109V110H2ZM10 109H12V108H10ZM10 109H9V112H10ZM22 109V108H21ZM46 109H44V110H46ZM119 109V108H118ZM124 108H122V110H123ZM129 109V108H128ZM127 109V110H128ZM152 109V107H150L149 108V110H151ZM174 109V108H173ZM177 109V108H176ZM18 110V109H17ZM30 110H32V109H30ZM92 110V109H91ZM104 110V109H103ZM110 110L108 111L109 113H110ZM126 110V111H127ZM137 110H139L138 108H137ZM136 110V111H137ZM6 111V110H5ZM4 111V112H5ZM12 111V110H11ZM19 111V110H18ZM23 111H24V109H23ZM35 111V110H34ZM33 111V112H34ZM51 111V110H50ZM65 111H67V110H65ZM88 111V110H87ZM105 111V110H104ZM114 111V112H115ZM125 111V110H124ZM125 111V112H126ZM1 112V111H0ZM4 112H1V114L2 113H4ZM6 112H8V109H7V111ZM8 112V113H9ZM26 112H29V111H26ZM32 112V111H31ZM49 112V111H48ZM84 112H85V110H84ZM83 112V113H84ZM106 112V111H105ZM105 112H103V114L105 113ZM107 112V113H108ZM114 112H111V113H113L114 114ZM115 112V113H116ZM11 113V112H10ZM15 113H16V110H15ZM14 113V114H15ZM18 113L19 112H17V116H19L18 115ZM50 113V112H49ZM107 113H105V114H107ZM12 114V113H11ZM20 114V113H19ZM25 114H27V113H25ZM51 114V113H50ZM8 115V114H7ZM13 115V114H12ZM16 115V114H15ZM24 115V114H23ZM28 115V114H27ZM32 115V114H31ZM49 115V114H48ZM67 115V114H66ZM69 115V114H68ZM83 115V114H82ZM30 116V115H29ZM33 116V115H32ZM0 117H2V116H0ZM9 117H12V116H10L9 115ZM110 117V116H109ZM14 120H16L15 118L16 117H12ZM24 118V119H25ZM68 118V117H67ZM134 118V117H133ZM22 119H23V117H22ZM25 119V120H26ZM84 119V118H83ZM88 119V118H87ZM99 118H97L96 120H98ZM130 119H132V116L130 117ZM1 120H3V119H1ZM13 120V121H14ZM85 120V119H84ZM84 120H83V123H84ZM93 120V119H92ZM133 120H135V119H133ZM20 121V120H19ZM43 121L45 122L46 121V123L44 124L43 123ZM63 121V122H62ZM67 121V120H66ZM99 121V120H98ZM98 121H96V122H94V121H92V123H91V125H92V129H91V131L94 133L93 135H92V133H91V135H92V137L93 136H95L96 135V137H98L99 136V138H101L102 140H103V142L102 143H104V148L103 149H105V152L107 153L106 155H108V156H106V158L107 157H109V159L110 160H112V164H113V166H112V168H111V165H109L110 166V168L111 169H109V170H107V171H105V169H104V171H103V169H102V165L99 163L98 165H101V169H102V171H103V173L102 172H100V173H102V174H105V179H103V177H99V175L97 176V174L99 173V171H97V174H96V170H95V172H93L92 173V168H90V166L91 165H89V163L87 164L86 163V161H85V163H86V165L85 164H82V161H80L81 163L80 164H74L73 165V163H72V165L70 166V164H69V166L68 167H65V168H59V169H57L55 172H53V173H49V172H46V171H41L40 169H39V171H37L36 173H39V174H37V176H35L34 175V173L33 172H28V171H26V169L24 170V168L22 169L21 167H22V165H21V167L19 166L18 167V165L17 166H15L16 168H17V174H18V176H19V180H20V183H13V186H9L10 188L8 189V191H6V193L8 192L11 196H12V198L8 201H4V202H2V193H0V264H205L204 262V258H203V255L205 254V251H204V254H203V252H202V244L200 243V241L198 240V238L199 237H195L194 235L193 236H191V235H189L188 234V232H187V230H188V227H187V223L188 224H190V222H187L188 221V219H187V217H186V214H185V211H187V210H185L184 209V205H181V204H183L184 202H183V200L181 201H179V199H178V203H180V202H183V203H181V204H179V205H181L180 207L178 206L177 207V204H174L176 207H177V209L176 208H174V205H173V207H172V204H171V202H172V199H171V201H170V199L168 198L169 196V192L170 191H172L170 188H171V186L169 187L167 184H162V185H157V184H154L153 182H152V180L151 179H153L152 177H153V175L155 174V171H154V168H153V166H147V165H149V163L151 162V160H153V156L155 157V147H156V145L158 144V140L156 139V138H152V139H150V140H147L146 139V137H145V134H147L146 132H144V131H142V132H144L145 134H144V136L138 131V128H137V131L136 130H134L135 132H131L130 130H129V132L127 133V131H126V129L128 128V126H126V124L127 125H129L128 123H126V124H124V120H123V124H122V122L120 123L121 125H123V127L119 124V127H122V129L121 128H116L115 127V124H114V130L112 129V127H110V126H113V125H110L111 123H110V121H109V125L108 124H105L104 122H106V120L104 121V122H98ZM107 121V122H108ZM11 122V121H10ZM9 122V123H10ZM16 122V121H15ZM23 122V121H22ZM60 122H62V123H60ZM91 122V121H90ZM106 122V123H107ZM114 121H112V123H113ZM125 122H126V120H125ZM133 122V121H132ZM1 123H3V122H1ZM0 123V124H1ZM61 125H60V124ZM69 123V122H68ZM88 123H89V120H88ZM118 123V122H117ZM130 123H131V121H130ZM8 124V123H7ZM6 124V125H7ZM15 124V123H14ZM24 124V123H23ZM72 125H73V123H71ZM71 124H65V126L66 125H71ZM5 125V124H4ZM11 125V124H10ZM20 125V124H19ZM85 125H87V123L85 124ZM2 126V125H1ZM22 126V125H21ZM24 126V125H23ZM60 126V127H59ZM64 126V127H65ZM118 126V125H117ZM126 126V127H125ZM130 126V125H129ZM132 126V125H131ZM133 126H135V124L133 125ZM137 126V125H136ZM135 126V127H136ZM57 127H58V129H57ZM64 127H62V130H61V133L63 132V133H67V135L69 134H74L75 132H74V130L73 129H70L69 127H68V129H64ZM1 128V127H0ZM3 128V127H2ZM5 128V127H4ZM3 128V129H4ZM71 128H74V126L73 127H71ZM83 128V127H82ZM87 128V127H86ZM124 128V129H123ZM132 128V127H131ZM142 128H144L143 126H142ZM141 128V126H140V129H142ZM6 130L5 131H7L8 132V129L7 128H5ZM89 129V128H88ZM88 129H87V131H88ZM116 129V130H115ZM120 129V130H119ZM135 129V128H134ZM12 130V129H11ZM10 130V131H11ZM27 130V131H28ZM83 130V129H82ZM147 130V129H146ZM2 131V130H1ZM4 131V130H3ZM2 131V132H3ZM78 131V130H77ZM90 131V130H89ZM2 132L0 133V135L2 134ZM12 132V131H11ZM10 132V133H11ZM21 132V131H20ZM26 132V131H25ZM149 132V131H148ZM9 133V132H8ZM13 133V132H12ZM11 133V134H12ZM49 133V134H48ZM79 133V132H78ZM83 133V132H82ZM4 134V133H3ZM10 134V135H11ZM75 134H77V132L75 133ZM81 134V133H80ZM79 134V135H80ZM88 134V133H87ZM87 134H85L84 136H86ZM26 136H27V134H25ZM60 135V134H59ZM62 136L64 135V134H61ZM78 135V136H79ZM83 135V134H82ZM30 136V137H31ZM53 136V137H54ZM73 136V135H72ZM90 136V135H89ZM27 137H29V136H27ZM50 137V136H49ZM52 137V138H53ZM57 137H58V135H57ZM87 137V136H86ZM86 137H84V138H86ZM151 137V136H150ZM1 138V137H0ZM4 138V137H3ZM7 138H9V136L7 137ZM6 138V139H7ZM11 138V137H10ZM14 138V137H13ZM13 138H11L12 139V142H13ZM51 138V137H50ZM64 138H66V136L64 137ZM11 139H8V140H11ZM47 139H49L48 138V136H47ZM55 139H56V137H55ZM62 139H63V137H62ZM67 139V138H66ZM69 139V138H68ZM96 139V138H95ZM3 140V139H2ZM8 140L6 141V140H4V143L5 142H8ZM31 139H29V141H30ZM50 140V139H49ZM48 140V141H49ZM52 140H54V139H52ZM81 140V139H80ZM38 141H39V139H38ZM37 141V142H38ZM47 141V142H48ZM56 141V140H55ZM58 141H61V140H58ZM58 141H56V142H58ZM63 141V140H62ZM68 141V140H67ZM70 141V140H69ZM95 141V140H94ZM96 141H98V143H99V141L101 142V140H97L96 139ZM0 142L2 143V141H1V139H0ZM11 142V141H10ZM37 142H35V143H37ZM41 142V141H40ZM42 142H43V140H42ZM45 142H46V140H45ZM4 143H2V144H4ZM14 143V142H13ZM33 143V142H32ZM53 143H54V141H53ZM64 143V142H63ZM62 143V144H63ZM70 143V142H69ZM69 143H67V146L69 145ZM86 143V142H85ZM89 143V142H88ZM98 143H97V145H98ZM101 143V144H102ZM8 144H10V143H8ZM7 143L6 144H4V145H8ZM21 144V143H20ZM44 144V143H43ZM47 144H49V143H47ZM57 144H59V143H57ZM61 144V145H62ZM65 144V143H64ZM3 145V146H4ZM40 145H42V144H40ZM45 145V144H44ZM44 145H42L41 147L43 148L44 147ZM52 145V144H51ZM51 145H49V146H51ZM60 145V146H61ZM71 145V144H70ZM100 145V144H99ZM9 146H11L12 147V143L9 145ZM36 145H34V147H35ZM47 145H45V147H46ZM49 146H48V148H49ZM64 146V145H63ZM73 146V145H72ZM84 146H85V144H84ZM88 146V145H87ZM90 146V145H89ZM10 147V148H11ZM33 147V146H32ZM55 147V146H54ZM53 147V148H54ZM57 147H58V145H57ZM68 147H70V146H68ZM80 147V146H79ZM83 147V146H82ZM92 147V146H91ZM98 147H100V146H98ZM160 147V146H159ZM2 148V147H1ZM36 148H37V146H36ZM3 149V148H2ZM40 149V148H39ZM46 149V148H45ZM50 149V148H49ZM54 149H56V148H54ZM58 149H59V147H58ZM58 149H57V151H58ZM62 149V148H61ZM65 149V148H64ZM68 149V148H67ZM78 149V148H77ZM81 149V148H80ZM100 149V148H99ZM103 149H100V150H103ZM4 151H5V149H3ZM7 150V149H6ZM11 150V149H10ZM35 150V149H34ZM42 150V149H41ZM39 151V150H38ZM46 151V150H45ZM50 151H52L51 149H50ZM56 151V150H55ZM54 151V152H55ZM64 150H62V152H63ZM158 151V150H157ZM35 152H36V150H35ZM34 152V153H35ZM49 152V151H48ZM54 152H53V154H54ZM61 152V151H60ZM62 152H61V154H59V156L61 155V156H63L62 155ZM69 152V151H68ZM102 152H104V150L102 151ZM11 153V152H10ZM50 153V152H49ZM32 154V153H31ZM52 154V153H51ZM66 154H67V152H66ZM155 154V155H154ZM160 154V153H159ZM33 155V154H32ZM34 155H36V153L34 154ZM105 155V154H104ZM103 155V156H104ZM11 156V155H10ZM65 156V155H64ZM12 157V156H11ZM13 157H14V155H13ZM37 157V156H36ZM53 157V156H52ZM54 157H55V155H54ZM57 157H58V155H57ZM157 157H159V156H157ZM0 158H2V160L1 161H3L4 162V159H3V157H0ZM18 158V157H17ZM60 158V157H59ZM163 158H164V156H163ZM162 158V159H163ZM6 159V158H5ZM34 159V158H33ZM62 159V158H61ZM159 159V158H158ZM13 160H14V158H13ZM110 160H108V161H110ZM132 160H135L134 162H136V160L137 161H139L138 163H148V164H146L145 166V168H137V170H131L130 169V171L132 172L131 174H130V172H129V170H127V169H129V168H131V166H132V164H134L135 165V163H132L133 161ZM149 160H150V162H149ZM157 160V159H156ZM156 160H154V161H156ZM164 160V159H163ZM9 161V160H8ZM15 161V160H14ZM36 161V160H35ZM130 161H131V163H130ZM153 161V163H155ZM162 161V160H161ZM160 161V162H161ZM16 162V161H15ZM49 162V161H48ZM47 162V164H51V163H48ZM89 162V161H88ZM159 162V161H158ZM157 161H156V163H158ZM9 163V162H8ZM17 163V162H16ZM19 163V162H18ZM21 163V162H20ZM19 163V164H20ZM36 163V162H35ZM62 163V162H61ZM77 163V162H76ZM79 163V162H78ZM129 163L131 164V166L129 165ZM138 163H136V164H138ZM3 164L4 163H2V166H3ZM6 164H7V161H6ZM11 164H13V162L11 163ZM63 164V163H62ZM109 164H111L110 162H109ZM159 164V163H158ZM8 165H10V164H7V166ZM15 165V164H14ZM13 165V166H14ZM52 165V164H51ZM50 165V166H51ZM93 165V164H92ZM139 165V164H138ZM144 165V164H143ZM143 165H140V166H142L143 167ZM12 166V165H11ZM49 166V165H48ZM54 166V165H53ZM52 166V167H53ZM60 166V165H59ZM94 166V165H93ZM105 166V165H104ZM136 166V165H135ZM159 166L161 167V165L159 164ZM162 166H163V164H162ZM24 167V166H23ZM41 167V166H40ZM92 167V166H91ZM107 167H108V165H107ZM106 167V168H107ZM9 168V167H8ZM15 168V169H16ZM50 168V167H49ZM100 168V167H99ZM134 168V167H133ZM159 168V167H158ZM163 168H165V167H163ZM168 168V167H167ZM4 169H6V168H4ZM10 169V168H9ZM9 169H8V171H9ZM14 169V168H13ZM14 169V170H15ZM36 169V168H35ZM44 169V168H43ZM42 169V170H43ZM51 169V168H50ZM49 169V170H50ZM54 169V168H53ZM91 169V170H90ZM160 169V168H159ZM12 170V169H11ZM45 170V169H44ZM47 170V169H46ZM55 170V169H54ZM162 170V169H161ZM165 170V169H164ZM7 171V170H6ZM7 171V172H8ZM33 171H36V170H34L33 169ZM126 171H128L129 172V174H127V172ZM168 171V173H169V170H167ZM52 172V171H51ZM86 172L89 174V172H90V174H92V175H90V176H88L89 177V180H86L87 178V175H85L86 174ZM105 172V173H104ZM162 172V171H161ZM160 172V173H161ZM9 173V172H8ZM33 173V174H32ZM35 173V174H36ZM127 175H129V176H127ZM163 173V172H162ZM168 173H167V175H168ZM16 174V173H15ZM34 175V176H32V175ZM51 174H54L55 175V178H56V182H54L53 180H51L52 179V177H53V175H51ZM96 174V175H95ZM125 174V175H124ZM13 175H14V172H13ZM38 175H39V177H38ZM81 175H84V176H86V177H84L83 178V176H82V178L83 179H85L86 180V183H82V182H80L77 178H79V179H81L80 177H81ZM140 177H146V178H139V176ZM141 175H143V176H141ZM164 175V174H163ZM167 175H165V177L167 176ZM15 176V175H14ZM17 176V177H18ZM52 176V177H51ZM103 176V175H102ZM122 176H127V177H125L124 179H123V177ZM157 176V175H156ZM161 176V175H160ZM16 177V178H17ZM36 177H38L39 178V181L38 182H36V180H38V178L35 180V178ZM122 177V178H121ZM138 177V178H137ZM180 177V176H179ZM178 177V178H179ZM102 178V179H101ZM160 178V177H159ZM164 178V177H163ZM169 178H171V176L169 177ZM80 182H78L77 180ZM107 179V180H106ZM155 179V178H154ZM18 180V181H19ZM165 180H167V178L165 179ZM177 180V179H176ZM87 181H89V182H87ZM143 181V182H142ZM164 181V180H163ZM162 181V182H163ZM177 181H179V180H177ZM12 182H14V180L12 181ZM58 182V183H57ZM165 182V181H164ZM179 182H182L181 180L179 181ZM167 183V182H166ZM10 184V182L8 183V185ZM82 184H84V185H82ZM168 184H169V181H168ZM182 184V183H181ZM11 185V184H10ZM39 185V186H38ZM171 185V184H170ZM177 185H178V183H177ZM4 186V185H3ZM2 186H0V188H1ZM6 189L8 188V186L7 187H5ZM181 188V187H180ZM179 188V189H180ZM2 189V188H1ZM0 189V190H1ZM5 189V190H6ZM3 190V189H2ZM182 190V189H181ZM184 191V190H183ZM182 192V191H181ZM180 192V193H181ZM5 193V191L3 190V194ZM5 193V194H6ZM8 194V195H9ZM172 194V193H171ZM183 194V193H182ZM182 194H181V196H182ZM8 196V197H11V196ZM45 195H51L50 197L51 198H46L45 197ZM5 196V195H4ZM3 196V197H4ZM168 196V197H167ZM172 196V195H171ZM178 196V195H177ZM184 196V195H183ZM7 197V196H6ZM179 198V197H178ZM180 198H182V197H180ZM184 198V197H183ZM182 198V199H183ZM2 199V200H1ZM4 200H6V199H4ZM174 200V199H173ZM177 200V199H176ZM185 201V200H184ZM45 204H48V205H46L45 207L43 206V205H45ZM186 204V203H185ZM43 206V207H41L40 208V206ZM50 206H52L51 208H50ZM40 208V209H39ZM174 208V209H173ZM37 209H39V210H37ZM172 210H175V212H176V214L175 215H177V216H175V215H173V212H172ZM177 210V211H176ZM172 216H175L174 217V219H173V217ZM195 227V226H194ZM193 227V228H194ZM187 228V229H186ZM196 228V227H195ZM196 230L198 231V229L196 228ZM196 234V233H195ZM199 234V233H198ZM196 235V236H199V235ZM202 239V238H201ZM190 246H191V248H192V250H193V254L192 255H190L189 254V248H190ZM203 250H205L204 249V247H203ZM206 255V254H205ZM210 256V255H209ZM209 256H206L207 258H210ZM212 258V257H211ZM210 258V259H211ZM212 260V261H211ZM209 262H213V258L211 259ZM216 260V259H215ZM219 260V259H218ZM220 262V261H219ZM219 262H215L214 261V264L215 263H219Z\"/></svg>",
  "mask_w": 264,
  "mask_h": 264
}]
</instances>
